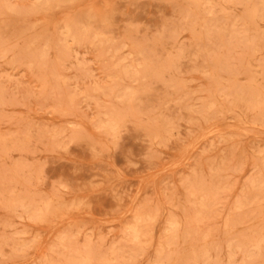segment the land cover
Instances as JSON below:
<instances>
[{
	"label": "rangeland",
	"instance_id": "1",
	"mask_svg": "<svg viewBox=\"0 0 264 264\" xmlns=\"http://www.w3.org/2000/svg\"><path fill=\"white\" fill-rule=\"evenodd\" d=\"M0 264H264V0H0Z\"/></svg>",
	"mask_w": 264,
	"mask_h": 264
}]
</instances>
